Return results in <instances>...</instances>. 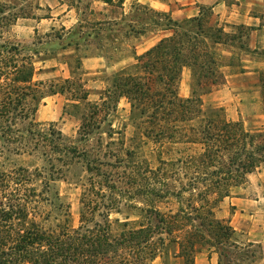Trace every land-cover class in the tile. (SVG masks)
Segmentation results:
<instances>
[{"label": "trees", "instance_id": "obj_1", "mask_svg": "<svg viewBox=\"0 0 264 264\" xmlns=\"http://www.w3.org/2000/svg\"><path fill=\"white\" fill-rule=\"evenodd\" d=\"M211 14L210 7L200 6L196 16L180 21L168 17L172 32L136 55L129 68L118 70L100 102L91 104L84 114L80 132L90 134L125 98L130 120H136L143 128L141 134L158 145L161 159L156 167L135 154V147L124 148V156L112 169L122 167L117 171L122 177H114L101 161H89L76 146L65 144L60 131L38 129L32 117L44 91L33 81V60L18 58L17 46L0 45V264H151L157 256L165 263L168 252L181 257L183 264H193L196 247L203 243L218 251V264H240L258 257V247L231 241V226L215 213L231 189L264 162V134L246 130L215 109H203L201 95L209 93L221 77L215 46L236 39L222 26L211 31ZM58 38L65 45L80 41V36ZM183 67L191 70L192 94L186 98L176 89ZM29 115L27 122L16 126L17 120ZM112 133L109 129L110 137ZM175 144L184 145V151L162 158L164 152L175 150ZM26 151L39 152L48 162L83 156L90 173V197L78 227L46 229L36 219L38 203L50 200L54 174L20 166L8 173V153ZM29 183L35 185L28 187ZM174 183L178 188H172ZM104 187L109 199H103ZM124 196L146 200L148 205L141 210L147 216L131 226V221L116 219L121 229L114 233L108 215L111 209L118 210V199ZM157 202L167 203L166 210ZM95 215H101L104 223Z\"/></svg>", "mask_w": 264, "mask_h": 264}, {"label": "rangeland", "instance_id": "obj_2", "mask_svg": "<svg viewBox=\"0 0 264 264\" xmlns=\"http://www.w3.org/2000/svg\"><path fill=\"white\" fill-rule=\"evenodd\" d=\"M151 1L0 0V45L17 46L21 49L18 58L26 56L33 60V81L44 91V97L32 117L38 123V129L44 131L52 127L60 131L65 144L76 146L81 154L88 155L89 161H101L108 173L110 169L114 172V177L123 176L117 172L122 171V167L116 171L112 169L117 159L122 157L124 148L135 147V154L146 159L151 167L159 165L158 159H161L158 145L141 134L143 128L138 127L136 120H130L129 103L121 98L115 111H111L99 128H94L90 134L80 132V128L86 117L84 114L91 104L100 102L102 91L111 86L115 73L129 68L136 55L172 32L166 23L167 18L184 19L183 14L172 17L170 10L185 8V0H163L170 6L168 11L157 8ZM211 16L209 26L214 31L220 20ZM226 31L234 34L236 39L215 48L221 77L209 93L201 95L203 109H215L221 117L239 121L246 130L264 134V49L252 51L245 47L248 41V36L245 37L248 29L245 27L226 28ZM69 35L80 36L79 43L65 45L58 38ZM176 89L182 98L192 94L190 68L182 71ZM29 117L17 120L16 126H22ZM109 129L113 130L111 137ZM183 146L175 144V150L170 154L164 152L162 158L178 156L184 151ZM8 157V173L13 167L20 166L30 172L38 168L54 174L50 181V200L38 203L36 219L44 228L58 229L62 225L76 228L81 224V211H86L87 198L90 197V173L86 170L83 156H74L70 161L48 162L39 152L26 151L20 154L9 152ZM258 166L264 172V162ZM255 170L256 167L251 172ZM31 185L35 183H29L28 187ZM174 185L172 188L175 189L179 186L178 183ZM239 185L231 189V195L241 194ZM101 193H105L103 199H109L106 187ZM127 196L119 197L118 210L115 208L109 212V228L114 233L121 229L116 219L131 221L130 226L132 222L146 219V213L141 210L147 207L146 200L141 196ZM156 204L161 210H166L167 203ZM229 212L231 207L226 202L215 210L218 218H224ZM94 219L104 223L101 215H95ZM206 246L203 243L198 247ZM231 251L232 248L229 253ZM170 257V252L165 254V263H162L157 256L153 264H175Z\"/></svg>", "mask_w": 264, "mask_h": 264}, {"label": "crops", "instance_id": "obj_3", "mask_svg": "<svg viewBox=\"0 0 264 264\" xmlns=\"http://www.w3.org/2000/svg\"><path fill=\"white\" fill-rule=\"evenodd\" d=\"M151 2H155L157 8L161 10H170V6L163 0ZM183 4L187 5L183 9L170 10L172 17L179 14H183V18L193 17L198 15L200 6L210 7L212 19L220 20L216 26H222L224 31L226 28L245 27L248 29L245 34V37L248 36L245 47L252 51L264 49V0H235L232 3L225 0H185ZM154 44L155 42H152L149 47ZM221 44L223 43L216 44L215 48ZM242 47L243 45H240V48ZM216 59L218 60L217 54ZM185 68L183 67L182 71ZM260 167L257 166L255 171L248 173L246 180L239 185L241 194L234 196L230 194L226 197V201L224 198L218 205V208L222 207L226 202L231 207V212L224 216L233 230L231 241L238 245L250 244L252 247H258L260 251L254 260L240 264H264V172L260 170ZM198 246L193 254V264H218V251L213 246ZM170 258L172 263L174 261L175 264H183L181 257L171 256ZM155 259L151 261V264Z\"/></svg>", "mask_w": 264, "mask_h": 264}]
</instances>
